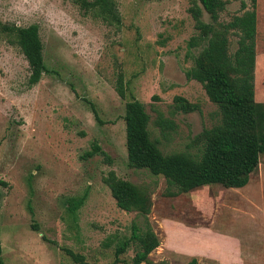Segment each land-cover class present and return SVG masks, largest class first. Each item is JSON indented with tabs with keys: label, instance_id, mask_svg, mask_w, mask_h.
Masks as SVG:
<instances>
[{
	"label": "rangeland",
	"instance_id": "1",
	"mask_svg": "<svg viewBox=\"0 0 264 264\" xmlns=\"http://www.w3.org/2000/svg\"><path fill=\"white\" fill-rule=\"evenodd\" d=\"M113 1L118 27L71 0H0L2 23L38 26L46 68L29 87L26 60L0 37L4 264H132L135 245L117 258L115 248L131 237L133 224L144 227V218L117 208L103 182L109 171L150 191L147 218L159 246L142 264H264V154L241 189L210 185L175 197L165 195L162 176L128 166L123 116L132 99L143 104L163 154H196V136L219 124L220 114L185 75L197 54L187 48L195 34L189 0ZM224 1L220 22L243 13L240 0ZM255 12L254 99L264 103V0ZM236 48L229 36V52ZM175 97L198 109L176 111ZM94 143L103 154L81 159ZM74 200L82 203L70 212Z\"/></svg>",
	"mask_w": 264,
	"mask_h": 264
},
{
	"label": "trees",
	"instance_id": "2",
	"mask_svg": "<svg viewBox=\"0 0 264 264\" xmlns=\"http://www.w3.org/2000/svg\"><path fill=\"white\" fill-rule=\"evenodd\" d=\"M82 10L92 11L105 24L120 26V16L113 0H71ZM251 10H246L245 0H240L243 13L227 23L220 22V14L226 7L224 0H189L187 9L193 21L195 34L187 42L192 66L185 72L188 80L199 82L208 99L217 106L220 123L204 129L196 136L200 149L196 154H163L151 139L148 130L149 116L142 103L132 99L125 104V144L128 166L146 169L153 176H162L166 183L167 197L204 186L219 185L225 189H241L248 184L250 175L257 169L264 154V103L254 99V67L256 37V1L249 0ZM207 15L208 20H204ZM229 36L237 38V48L229 52ZM0 37L20 50L27 62L29 87L36 85L46 72L43 61V45L39 28L7 25L0 21ZM116 91L121 98L125 88L118 79ZM174 109L184 113L198 109L181 97L174 98ZM164 122L158 123L162 126ZM103 154L98 144H92L81 159L86 160ZM118 209L136 212L144 218V227L132 225L131 237L120 241L115 257L126 252L131 244L137 247L132 264L147 263L148 257L159 246V240L148 221L151 195L146 187L135 185L109 171L103 178ZM82 203L74 200L69 204L73 212ZM75 261L82 258L67 251ZM0 264L2 247L0 242ZM188 264H197L192 259Z\"/></svg>",
	"mask_w": 264,
	"mask_h": 264
},
{
	"label": "crops",
	"instance_id": "3",
	"mask_svg": "<svg viewBox=\"0 0 264 264\" xmlns=\"http://www.w3.org/2000/svg\"><path fill=\"white\" fill-rule=\"evenodd\" d=\"M238 190V189H237Z\"/></svg>",
	"mask_w": 264,
	"mask_h": 264
}]
</instances>
